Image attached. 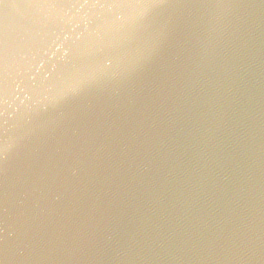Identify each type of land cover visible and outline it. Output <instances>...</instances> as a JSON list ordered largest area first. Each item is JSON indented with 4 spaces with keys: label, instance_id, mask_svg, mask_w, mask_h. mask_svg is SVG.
<instances>
[{
    "label": "water",
    "instance_id": "obj_1",
    "mask_svg": "<svg viewBox=\"0 0 264 264\" xmlns=\"http://www.w3.org/2000/svg\"><path fill=\"white\" fill-rule=\"evenodd\" d=\"M0 264H264V0H0Z\"/></svg>",
    "mask_w": 264,
    "mask_h": 264
}]
</instances>
